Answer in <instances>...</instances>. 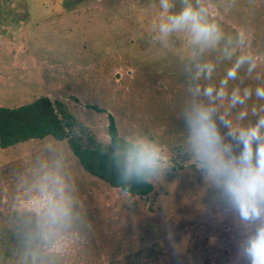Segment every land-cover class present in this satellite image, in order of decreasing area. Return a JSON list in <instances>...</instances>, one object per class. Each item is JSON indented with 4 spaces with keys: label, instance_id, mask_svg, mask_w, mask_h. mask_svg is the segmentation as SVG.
Segmentation results:
<instances>
[{
    "label": "rangeland",
    "instance_id": "rangeland-1",
    "mask_svg": "<svg viewBox=\"0 0 264 264\" xmlns=\"http://www.w3.org/2000/svg\"><path fill=\"white\" fill-rule=\"evenodd\" d=\"M194 2V0H193ZM170 13L183 6L172 0ZM235 55L221 45L194 50L186 32L161 39L159 0H0V106L47 96L79 125L109 142V116L121 138L137 133L164 145L174 168L131 196L82 169L66 141L48 136L0 151V264H247L238 246L254 225L241 223L185 151L183 114L196 84L219 86L236 55L252 54L232 88L248 87L244 105L216 101L233 126L264 115V0H202ZM243 33L241 45L237 35ZM216 65L195 80L196 64ZM119 74V77H116ZM207 103L203 96L196 97ZM240 111H247L243 121ZM42 190L66 209L53 224Z\"/></svg>",
    "mask_w": 264,
    "mask_h": 264
},
{
    "label": "clouds",
    "instance_id": "clouds-1",
    "mask_svg": "<svg viewBox=\"0 0 264 264\" xmlns=\"http://www.w3.org/2000/svg\"><path fill=\"white\" fill-rule=\"evenodd\" d=\"M182 4L179 11L170 13L172 0H159L160 10L167 14L158 26L161 39L186 32L194 50L199 51L214 49L225 41L220 24L209 18L202 0H182ZM237 38L243 45V33ZM230 45L231 38H228L221 48L228 60L235 55ZM245 66L249 74L257 67L255 57L248 52L236 55L218 87L210 83L203 87L196 84L190 89L194 99L183 114L185 151L200 175L213 186L214 199L238 216L241 223L255 226L239 244L237 255L247 264H264V115L254 123L233 126L231 120L217 114L216 108V101L227 99L235 108L244 105L253 95L248 87L228 91L229 81L237 80ZM195 67V80H210L216 65L203 62ZM254 92L258 99L264 100V86L256 87ZM200 96L207 103L195 99ZM247 115V111H240L237 118L243 121ZM112 155L117 180L126 187L149 183L174 168L165 146L143 134L133 133L117 140ZM41 196L47 203L46 215L53 224L66 215V209L54 193L42 190Z\"/></svg>",
    "mask_w": 264,
    "mask_h": 264
},
{
    "label": "trees",
    "instance_id": "trees-1",
    "mask_svg": "<svg viewBox=\"0 0 264 264\" xmlns=\"http://www.w3.org/2000/svg\"><path fill=\"white\" fill-rule=\"evenodd\" d=\"M108 119L110 140L104 143L80 126L64 103L47 96L15 108L0 106V151L32 139L51 136L56 141H66L82 169L103 183L131 196L150 195L154 190L151 182L126 187L117 180L112 148L122 138L114 118L109 116Z\"/></svg>",
    "mask_w": 264,
    "mask_h": 264
},
{
    "label": "water",
    "instance_id": "water-1",
    "mask_svg": "<svg viewBox=\"0 0 264 264\" xmlns=\"http://www.w3.org/2000/svg\"><path fill=\"white\" fill-rule=\"evenodd\" d=\"M116 77H119V74H117V76Z\"/></svg>",
    "mask_w": 264,
    "mask_h": 264
}]
</instances>
